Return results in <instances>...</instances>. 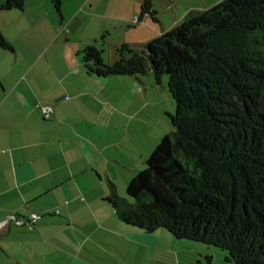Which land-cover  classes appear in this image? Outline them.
Segmentation results:
<instances>
[{
    "label": "trees",
    "instance_id": "trees-1",
    "mask_svg": "<svg viewBox=\"0 0 264 264\" xmlns=\"http://www.w3.org/2000/svg\"><path fill=\"white\" fill-rule=\"evenodd\" d=\"M6 0L0 11L24 10ZM63 19V0H52ZM158 12L142 0L137 21ZM0 46L14 51L0 30ZM108 62L96 44L81 53L90 76L169 77L173 130L121 197L119 221L226 251L229 264H264V0H223L136 50L124 43ZM210 262H214L208 257Z\"/></svg>",
    "mask_w": 264,
    "mask_h": 264
},
{
    "label": "crops",
    "instance_id": "crops-1",
    "mask_svg": "<svg viewBox=\"0 0 264 264\" xmlns=\"http://www.w3.org/2000/svg\"><path fill=\"white\" fill-rule=\"evenodd\" d=\"M111 3L63 0V19L52 0L0 11L14 47L0 46V264H157L156 240L169 242L120 224L91 159L90 111L106 102L107 77H84L81 53L111 20H135L142 0L117 2L124 14ZM37 103L54 112L44 118Z\"/></svg>",
    "mask_w": 264,
    "mask_h": 264
},
{
    "label": "rangeland",
    "instance_id": "rangeland-1",
    "mask_svg": "<svg viewBox=\"0 0 264 264\" xmlns=\"http://www.w3.org/2000/svg\"><path fill=\"white\" fill-rule=\"evenodd\" d=\"M119 1L112 0L111 14L131 11L118 6ZM221 1L153 0L159 21L155 22L149 16L141 21L134 17L135 20L127 24L113 19L108 22L110 32L104 34V39L99 36L96 44L103 48L105 60L113 62L117 58L116 50L122 44L129 43L133 49L141 50L151 39L183 23L190 12L207 10ZM87 75L85 70L84 77ZM99 84L102 91L100 99L106 102L102 106L97 104L96 109L90 111L96 125L89 132L95 144L91 153L94 170L102 177L99 180L97 176L98 187L110 193L111 182L121 197L129 198L128 184L146 168L147 159L161 139L173 130L170 115L176 113V101L169 91V77L164 75L158 81L151 71L135 76L112 75ZM125 227L130 233L138 230ZM160 232L168 237L164 238L169 242L156 240L160 248H156V254L151 257L157 264H229L225 262L226 251L202 243L177 240L165 229H160ZM208 257L214 262H210Z\"/></svg>",
    "mask_w": 264,
    "mask_h": 264
},
{
    "label": "built area",
    "instance_id": "built-area-1",
    "mask_svg": "<svg viewBox=\"0 0 264 264\" xmlns=\"http://www.w3.org/2000/svg\"><path fill=\"white\" fill-rule=\"evenodd\" d=\"M36 108L41 112L44 118H49L54 112V106L44 103H37ZM35 217V216H34Z\"/></svg>",
    "mask_w": 264,
    "mask_h": 264
}]
</instances>
